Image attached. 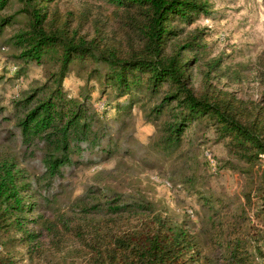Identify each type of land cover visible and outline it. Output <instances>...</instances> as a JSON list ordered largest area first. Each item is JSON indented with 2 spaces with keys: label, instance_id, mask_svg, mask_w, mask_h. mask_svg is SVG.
Here are the masks:
<instances>
[{
  "label": "trees",
  "instance_id": "1",
  "mask_svg": "<svg viewBox=\"0 0 264 264\" xmlns=\"http://www.w3.org/2000/svg\"><path fill=\"white\" fill-rule=\"evenodd\" d=\"M56 1L0 0L1 31L24 20L9 40L14 58L49 68L46 82L19 97L12 114L0 108V144L13 148H0V264L44 257L46 239L60 244L72 233L86 249L87 264H253L255 252L263 256L264 99L243 100L220 88V76H234L222 60L205 57V32L185 33L176 24L209 17V1L99 0L109 6L99 16L64 13L53 7ZM15 4L21 8L1 14ZM261 67L264 75V57ZM74 70L87 82L80 98L64 89ZM92 81L104 92L111 89L116 100L127 98L116 106L117 119L93 107ZM138 105L157 127L155 143L166 156L182 150L189 130L214 127L251 179L245 204L198 191L205 217L198 233L190 219L165 214L152 202L91 186L84 197L92 202L82 205L78 224L63 213L47 219L43 210L60 201L80 168L133 155L120 121ZM149 159L146 154L141 161ZM254 204L255 223L245 207Z\"/></svg>",
  "mask_w": 264,
  "mask_h": 264
},
{
  "label": "rangeland",
  "instance_id": "2",
  "mask_svg": "<svg viewBox=\"0 0 264 264\" xmlns=\"http://www.w3.org/2000/svg\"><path fill=\"white\" fill-rule=\"evenodd\" d=\"M211 15L202 16L193 25L176 24L186 30L185 33L200 30L205 32L207 60H222L223 70H228L234 79L220 76L218 86L237 94L243 100L263 102L264 75L261 73V58L264 57V0H208ZM62 12L82 13L89 11L93 16L109 13V6L99 0H57L53 7ZM20 4L10 6L1 14L10 15L20 9ZM23 19L13 22L0 30V108L4 114L13 113L15 102L37 83L47 80L49 68L39 65H26L16 60V47L9 42L18 29L23 27ZM7 64V65H6ZM82 76L83 72H82ZM200 75L196 72L193 86L200 87ZM86 79L74 70L64 81V89L72 98H80L86 86ZM91 101L100 115L108 120L118 117L116 106L127 98L115 99V93L92 81ZM131 116L121 118L126 125L125 135L133 155H115L105 163L89 168H80L71 179V186L65 187L60 201L43 210L47 219L59 214H68L81 221L82 205L92 202L84 195L89 187H105L115 194H124L136 199L152 202L157 210L179 220L188 218L194 223L195 232L203 228V206L198 191L213 192L216 196L243 202L245 194L252 188L251 179L242 170L245 165L237 162L228 154L224 141H219L214 127L203 125L188 131L182 150L166 156L164 150L156 146L158 136L155 124L147 122L140 106L133 107ZM15 147V146H14ZM0 148L5 152L13 150L12 144L3 142ZM150 155L148 162L141 159ZM264 169V159L262 160ZM95 195H100L96 193ZM92 194L91 196H95ZM110 201L111 198H98ZM249 219L257 221L258 205L245 206ZM91 218H99L90 215ZM44 257L27 259L23 264H87L86 249L82 248L80 237L72 233L60 244L46 239ZM214 251V249H210ZM263 256L255 252L253 264H264ZM22 264V263H21Z\"/></svg>",
  "mask_w": 264,
  "mask_h": 264
}]
</instances>
